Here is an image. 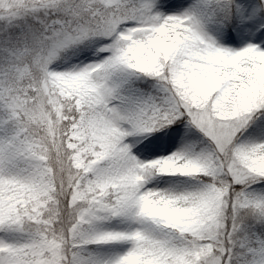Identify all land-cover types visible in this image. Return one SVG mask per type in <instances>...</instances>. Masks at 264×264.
<instances>
[{"label": "snow or ice", "instance_id": "obj_1", "mask_svg": "<svg viewBox=\"0 0 264 264\" xmlns=\"http://www.w3.org/2000/svg\"><path fill=\"white\" fill-rule=\"evenodd\" d=\"M0 264H264V0H0Z\"/></svg>", "mask_w": 264, "mask_h": 264}]
</instances>
